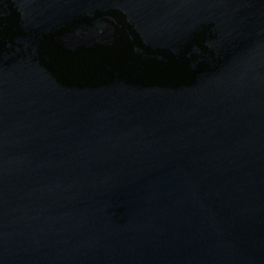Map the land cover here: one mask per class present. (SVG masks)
Wrapping results in <instances>:
<instances>
[{"label": "water", "instance_id": "obj_1", "mask_svg": "<svg viewBox=\"0 0 264 264\" xmlns=\"http://www.w3.org/2000/svg\"><path fill=\"white\" fill-rule=\"evenodd\" d=\"M0 264H264V0H0Z\"/></svg>", "mask_w": 264, "mask_h": 264}]
</instances>
